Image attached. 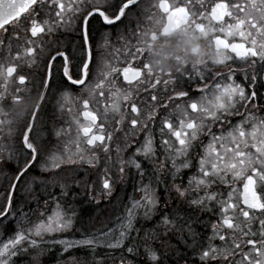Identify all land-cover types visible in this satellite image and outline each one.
<instances>
[{
	"label": "snow or ice",
	"instance_id": "obj_1",
	"mask_svg": "<svg viewBox=\"0 0 264 264\" xmlns=\"http://www.w3.org/2000/svg\"><path fill=\"white\" fill-rule=\"evenodd\" d=\"M136 5L137 0H0V32L7 34L10 27L14 29L8 36L7 45L0 37V47H6L9 55L12 56V41H19L21 31L26 34L24 43L19 45L12 56L13 61H24L28 65H34L39 56L45 62V74L42 80L45 88L51 87V82L59 73L69 88L89 87V95L94 100L105 101L104 111L101 114L98 110L90 109L89 99H83L84 122L76 121V138L58 147L38 143L32 136L38 110L45 98L41 94L30 114L31 119L25 120L18 129L19 151L13 155L12 148L0 143V167L9 169L4 173L8 182L0 191V224L7 221L4 227L11 232L7 238L0 239V264H15L22 253L27 254L31 249L38 247L43 236L62 233L74 227L73 216L65 211L62 201H66L69 196L80 195L79 186L82 183L83 196L88 198L90 190L95 191V185H89L87 180L76 178L79 167L87 164L90 168L98 169L101 162L96 152L84 155L81 142L89 148L99 147L103 150L106 159L105 167L100 174L99 191L105 196L112 195L114 180L109 166V161L112 159L109 153L112 151L111 141L114 134L106 128L110 113L113 116L120 115V119L115 121L116 131H122L123 124L127 122L133 132L140 129L145 133L143 141L132 143L128 142L129 138L126 134L124 148L121 149L119 145L116 148L117 160L120 164L118 171L123 178L126 162L120 158V153L135 147L127 164L129 171L134 167L142 178L139 182L140 187L134 186L135 191L142 195L139 199L129 197L128 204L123 206L119 215L114 219L99 221L101 226L99 228L93 226L94 230L91 233H87L85 229L86 234L81 239L59 241L65 246V251L76 246L93 251L101 245L112 250L126 247V253L133 259L122 257L121 264H138L139 244L132 237V232L135 231L138 237L141 229L135 226L141 215L146 220L150 219L160 206V197L157 188L153 187V179L157 186L162 183L161 177L169 160L174 170L171 172L173 181L178 178L180 168L190 167L191 162L187 159L177 167V159L188 156L195 147L194 142L207 127L209 142L203 145L202 154L199 155L198 174L189 177L187 187L183 184L174 183L170 187L165 184L164 191L170 192L174 189L179 197H185L187 193L193 192L197 195L195 199L188 201L189 205L209 212L212 211L210 205L213 202L220 205L218 223L230 235L220 234V228L217 224H213V236L209 237V240L218 238L224 242V246L201 244L198 254L200 264H264V117H257L254 111L249 109V105L253 104L259 95L256 90L257 82L262 81L259 87H264V0H235V2L215 0L210 10L205 8L203 0H195V3L193 0H185L180 6H169L167 0H160L159 7L167 14V23L163 25L162 32H151L150 39L144 41L146 47L149 41L155 40L160 35H168L181 28L191 27L204 39L209 38L210 33L213 34L209 40V45L213 43L215 45L213 64L224 65L229 61L235 62L228 54L230 52L248 67L229 68L223 73H213L208 70L209 75L214 77L213 83L202 84L197 89L204 94L198 99H192L185 106L182 118L176 122L170 116L161 119L160 145L168 155L151 175L146 172L140 157L145 160L156 158V141L153 132L149 129V122H154L158 108L168 107L167 102L162 106L158 105V97L155 94L162 73L155 72L149 60L143 64V70L133 67L131 61L127 62V66L119 69L113 67L103 56L98 62L96 56L99 48L109 46L107 36L101 32V29L114 27L118 22L122 23ZM94 21L99 25L96 31L104 41L103 44L98 43L92 33ZM73 25L80 33L81 43L78 48L69 50L63 44L57 43L46 51L43 42L36 43L45 35ZM217 32L219 34H216ZM143 35L147 37V33ZM143 52L144 48H137L136 53L131 54L132 59H137V56ZM147 54L149 56L148 48ZM57 60L60 61L59 65L56 64ZM205 63L204 60L192 65V68L199 71L198 66H203ZM20 67L21 65L16 62L7 66L0 64V79L4 81V90L0 91V103L6 100L7 84ZM94 72L96 82L89 86L90 77ZM238 73H243V79L251 87L236 83L234 78ZM168 74L171 75V72ZM121 75L128 85L127 88L117 86ZM154 75L155 79H153ZM199 78L207 79V77ZM27 79L26 75H18L20 84H24ZM164 83L167 85L168 81ZM210 87L213 90L211 96L208 95ZM141 89L144 97L140 98V103L148 104L151 109L143 121L140 119L141 109L136 102L137 94ZM20 91L17 88L12 94L13 104L23 99L19 94ZM69 95V92L64 91L62 98L67 99ZM188 97L187 91H175L173 96L169 97V101ZM239 107H243L245 112L240 113ZM254 107L258 106L254 105ZM122 111L123 115H121ZM128 112L135 118L127 121ZM0 114L7 115L2 113V110ZM230 115H240L241 119L231 126L227 133H224L221 127V134L217 135L206 123L210 120L213 124L223 125L224 119ZM101 116L104 122H101ZM5 123L10 125L11 121L0 120V126ZM153 127H155L154 123ZM12 131L9 127L8 134L11 135ZM64 131V129L57 130L55 136L59 138ZM168 137L173 138L175 144ZM37 170L41 176L48 175L51 179L45 180L41 176L32 175V183L43 186V191L48 197L44 204L52 203L54 207L47 214L41 212L34 223L23 228L21 225L24 223L25 213L19 206L17 193L22 185L31 188L25 177ZM61 172L65 174L64 177L59 176ZM229 174L233 180L242 181V191L237 196V189L233 188L226 198L218 200L217 197L223 194L212 191V188L217 181L228 183ZM50 188H58V191L53 192L49 190ZM200 192H203V195H199ZM167 205L168 201L165 199V208ZM180 211V208H176L169 214L161 216L160 225L166 230L175 229L178 221H184V217L179 215ZM13 220L16 221L15 225ZM257 221L258 228L253 231ZM184 222L191 232V224L188 221ZM257 235L261 239L257 240L255 238ZM154 236L155 230L151 235L146 232L141 241L144 254L147 256L145 264L149 262L155 264L158 259L156 250L149 243ZM96 264L103 262L97 261Z\"/></svg>",
	"mask_w": 264,
	"mask_h": 264
},
{
	"label": "flooded vegetation",
	"instance_id": "obj_2",
	"mask_svg": "<svg viewBox=\"0 0 264 264\" xmlns=\"http://www.w3.org/2000/svg\"><path fill=\"white\" fill-rule=\"evenodd\" d=\"M167 2L169 6H180L181 4L185 3V0H167ZM214 2L215 0H203L204 6L207 10H210V6ZM233 2H235V0H233ZM159 3L160 0H137L136 7L128 14L127 19H125L122 23L118 22L114 27L101 29V32H103L107 36L109 46L101 47L96 52L98 62L99 58L103 56L104 59L109 61L113 67H117L119 69L127 66V62L131 61L133 67H139L143 70V64L147 63L149 60L153 65L154 71L162 73L160 75V84L157 86V91L155 94L158 97L157 104L162 106L165 104V102H167L168 107L166 109L162 107L158 108L154 122H149V129L153 132L156 141V158L145 160L143 157H140L141 163L143 164L146 172L149 175L152 174L154 169L158 168L159 164L163 162L166 155H168V153H165L163 147L160 145L161 136L159 128L161 119L166 116H170L173 121L176 122L178 121V119L182 118V112L185 106L190 103L192 99H198L201 95L204 94L200 91H197V89L202 84L206 83L211 85L213 83L214 77L209 75L208 70H211L213 73H223L226 72L229 68L244 69L248 67L247 64L239 60V58H236L235 54L230 52L228 54L235 62L229 61L224 65L213 64L212 57L215 53V45L214 43L209 45V40L211 39V36L213 34L210 33L209 38L204 39L201 38L198 33L194 32L191 27L181 28L168 35H160L155 40L149 41L146 47V43H144V41L146 39H150L151 32H162L163 25L167 23V14L164 13L163 10L159 7ZM193 3H195V0H193ZM197 9L199 10V6H197ZM42 18L46 19L47 17ZM98 27L99 25L94 21L92 26V33L95 36L96 41L100 44H103L104 41L96 31ZM15 30L18 31L19 29ZM13 31L14 29L10 27L7 34L0 32V35L5 41V44L8 43V36L11 35ZM144 33H147V37L143 35ZM216 34L219 33L217 32ZM25 39L26 34L21 31L19 40H21L22 44L24 43ZM229 39L231 40V38ZM236 39L237 42H239V38L237 37ZM41 42H43L46 51L48 48L56 46L57 43L63 44L69 50L78 48L79 44L81 43L79 29L75 25L68 28H60L49 35L41 37L40 40H38L36 43L40 44ZM137 48H144V52L139 54L137 56V59L133 60L131 54H135ZM147 48L149 51V56L147 54ZM8 58L9 57H7V59ZM9 60L10 61L7 62L5 66L12 62H16L19 63L21 67L19 68L18 72L14 74V77L10 78L7 84L8 95L6 97V100L0 103V110H2V113L7 114H0V120L11 121L10 125L8 123H5L0 126V143L7 144L10 148L13 147L14 149V146H17V149H19V141L17 139V137L19 136L18 129L20 128L21 124L25 122L26 117L27 120L31 119L30 114L33 111L35 105V93L31 91L28 96H26V92H23L22 94L19 93L23 97V99H21L16 104H13L11 102L12 94L15 93V90L17 88L22 91L25 86L30 84L29 77L24 84H20L18 81V75H25L26 68H31L35 73H37L38 65H35L33 67V65L25 64L24 61H13L12 56H10ZM37 60L42 59L38 56ZM204 60L206 61V63L203 66H198L199 71L192 68V65L199 64ZM59 63L60 61L57 60L56 64L59 65ZM177 70L180 71L178 72ZM169 72H171V75L168 74ZM56 75L60 77L59 73H57ZM199 77H207V79H200ZM155 78L156 76L154 75L153 79ZM234 79L236 83L251 87V85L243 79V73H238ZM54 80L51 82V87L47 88L46 94L44 96V101L41 104V107L38 110V115L35 119V126L37 125L36 123L38 117L45 114V112L43 114V108H45L43 106L47 98L56 94V90H54ZM61 81L64 80L61 78ZM165 81H168L167 85H165ZM95 82L96 73L94 72L93 76L90 77L89 86H91V84ZM218 82L223 83V81ZM260 83H262V81L257 82L256 88L259 95L253 102V104L249 105V109L253 110L254 114L257 117H264V87H259ZM117 86L121 88L128 87V85L123 81L122 75L117 81ZM43 88L44 86H42L35 102L39 99ZM61 88L69 87L65 83V85ZM69 89L75 92L77 96L82 98L81 104L83 99H89L90 109L98 110V112L101 114L103 113L105 101L98 102L97 100H94L92 96L89 95V87L81 88L80 86H76ZM3 90L4 81L2 80V82H0V91ZM36 90L39 91V88H37ZM175 91H187L189 92V97L177 98L169 101V97L173 96ZM212 91L213 90L210 87L208 89L209 96L212 95ZM142 97H144L143 89H141L137 94L136 101L141 109L140 119L143 121L144 117L147 116V113L151 109L149 108L148 104L140 103V98ZM72 100L74 102H77L78 97L73 96ZM31 105H33V107L32 111L30 112L29 107ZM178 105L179 107H177ZM254 105L258 107H254ZM152 107H156V105H152ZM67 108H70V106L68 105ZM46 110V115H48V109ZM84 110L85 109L83 108L82 104V108H79L78 112L83 122L84 118L82 117V112ZM50 111L51 109L49 110V112ZM239 112L244 113L245 109L243 107H239ZM123 114L124 112L122 111L121 115ZM47 118L52 119L50 115H48ZM133 118L135 117L130 112H128L127 121H130ZM119 119L120 115L113 116L111 113L107 117L106 128L108 131H112L114 134V138L111 141L112 151L109 153L110 155L117 153L116 148L118 145L122 149L123 130H115V121ZM240 119V115H230L227 116L226 119H224L223 125L221 123L213 124L210 120L206 121V123L212 128L213 133L220 135L221 127H223L224 133H227L230 127L237 124ZM49 122L50 121H48V123ZM101 122H104L103 116H101ZM153 123L155 124V127H153ZM9 127L13 130L11 135L8 134ZM35 130L36 127L34 128V131ZM34 131L32 132V136ZM207 132L208 128L206 127L203 130V134L197 139V141L194 142L195 147L190 151L187 157H179L177 159V167H179V165L183 163L185 159L191 162V166L188 168H180L178 178L175 181H173L171 175V172L174 170L171 167L170 160L165 165L164 175L161 177L162 183L157 186L155 183V179H153V187L157 188V194L160 197V206L156 214L150 219L146 220L141 215L135 226L136 228L141 229L138 237L135 231L132 232V237L139 244L140 256L138 259V264H145V262L147 261V256L144 254V248L141 242L146 232L151 235L152 231L155 230V236L149 241L151 247L154 248L157 253L158 259L155 264H200L198 254L200 252L201 244L207 245L211 243L219 247L224 246V242H221L218 238L209 240V237L213 236V224H217L218 228H220V234L230 235V233H226L225 229L218 223L220 205L213 202L210 205L212 211L209 212L206 209L202 210V208H197L195 206L189 205L188 201L195 199L197 195L193 192L187 193L185 197H179L174 189H172L170 192L164 191L165 184L169 187L174 183L183 184V186L187 187L189 177L196 176L198 174L199 155L202 154L203 145H207L209 142ZM144 135L145 133H142L140 129L135 130V132L133 133V137L129 140V143H132L133 141H143ZM168 138L175 144L173 138ZM83 149L84 155H89L91 152H96L98 155L104 154L103 150L99 147L89 148V146L84 144ZM134 151L135 147H132V152ZM124 167L125 173L123 175V178H121L120 176L123 185L119 186L120 188L118 187V191H120L121 194H124V196L115 198L103 197L100 200L101 202L106 203L108 201H115L118 205H125L128 204L129 197L139 199V197L142 195V193L135 191V188H139L138 185L140 184L139 182L142 179L141 176L137 174V170L134 167H132L130 171L128 165H124ZM8 170L9 169H7L6 167H0V191H2V187L8 182L4 176V173ZM38 172L39 170H37L35 173ZM145 182H147L146 179ZM229 185H232V187H229ZM233 188L237 189L236 195L238 196L239 192L242 191V181L233 180L231 175L229 174L228 183L217 181V184L212 188V191L223 194V196L217 197V199L220 200L226 198L228 192L232 191ZM199 195H203V192H200ZM17 197L21 196H18L17 193ZM165 199H167L168 201L167 208H165L164 206ZM21 200L23 201V198ZM93 200H96V198ZM205 204L207 205L208 202L206 201ZM103 208L106 209V206H104ZM176 208L181 209L179 215L184 217V221H188L191 224V232L188 231V225L184 221H178L175 229L166 230L164 226L160 225L159 221L161 219V216L169 214ZM190 208L191 210H189ZM105 215L108 217L106 210ZM257 228L258 221L256 222L252 230L256 231ZM166 231L167 234H165ZM255 238L257 240L261 239L259 235H257ZM115 253H117V257L114 258L101 259V255H99L94 256L97 258L95 259L91 252L87 251L84 252L83 256L85 260H83L82 262H77L75 264H96L97 261H102L103 264H121L122 257L124 259H133L132 256L126 253V247L119 249V251H113V254ZM237 259H239V257H237ZM64 264H69V262H66ZM149 264H152V262H149Z\"/></svg>",
	"mask_w": 264,
	"mask_h": 264
},
{
	"label": "rangeland",
	"instance_id": "obj_3",
	"mask_svg": "<svg viewBox=\"0 0 264 264\" xmlns=\"http://www.w3.org/2000/svg\"><path fill=\"white\" fill-rule=\"evenodd\" d=\"M0 37H2L0 35ZM8 42V41H7ZM7 45V43L5 44ZM19 45H22L21 40L12 41V56H14L15 52L18 50ZM10 55L6 47H0V64L6 65L9 62ZM26 64V63H25ZM38 65L37 73L33 71L31 68H26L25 75L30 78V84L25 86L20 94L26 92V96H28L31 91L35 93V100L37 99L39 92L43 86L42 80L45 74V62L43 60H36V63L33 65ZM2 82V79H0ZM60 82V83H59ZM55 84L54 90H56V94L49 96L43 107V114L40 115L37 119L36 130L33 133L36 141L38 143H44L49 146L57 145L58 147H62L63 144L67 141H72L76 138L77 135V123L76 121H82L81 116L78 112L79 108H82L81 97L77 96L75 92L70 90L69 88H61L65 85L64 81H61V78L56 75L55 80L53 82ZM39 88V91L36 89ZM67 91L70 93L67 99L62 98V93ZM73 96L78 97V101L74 102L72 100ZM55 99V100H54ZM31 101V100H29ZM63 105V107L61 106ZM70 108H67V106ZM33 105L29 107V111H32ZM48 109V115L52 117V119H48V115L46 112ZM51 111L49 112V110ZM53 114V115H52ZM29 116V114H28ZM29 118V117H28ZM27 120V117H26ZM29 120V119H28ZM48 121H50L48 123ZM64 129V133L57 138L55 136V132L57 130ZM133 131L128 127V123L125 122L123 124V145L124 148L125 143V135H128V142L133 137ZM84 143L81 142V147L83 148ZM13 155H15L19 149L17 146H14ZM132 148L123 150L120 153V158L123 159L127 164V161L132 156ZM110 155V154H109ZM101 158L100 167L97 169H90L87 164H82L79 167V174L77 175V179L87 180L89 185H95V191L90 190V195L88 198L83 196V183L79 186L80 195L69 196L66 201H62L65 211L68 212L69 215L73 216L74 227L62 233H53L45 235L41 238V243L38 247L31 249L27 254H21L20 261L25 262L23 258L26 256H31L30 264H64L69 262V264H75L77 262H82L85 260L83 258L84 252L90 251L94 256L101 255V259L105 258H114L117 257V253L113 254V251H119V249H108L106 246H98L94 251L92 249L76 246L67 251L64 250V245L60 244L61 240L74 241L81 239L85 234V229H87V233H91L94 228H99L101 225L99 221L114 219L116 215H119L123 210V205L116 204L115 201H108L106 203L101 202V198L109 197H121L124 194H121L119 190V186L123 185L121 182L120 174L118 168L120 166L119 161L117 160V153L111 154V161H109V166L111 169L112 178L114 180L113 184V192L111 196H105L100 193V174L102 169L105 167V159L104 154L99 155ZM97 169V170H96ZM32 175L41 176V173H30L28 177H25V180L31 184V188L26 185H22L18 192V203L19 206H22L23 212L25 214L24 223L21 225L23 228H27L30 223H34L36 218L39 217L41 212H45L46 214L51 211L54 207V204L49 203L48 205L44 204V201L48 199L47 195L43 191V186H40L36 183H32L31 177ZM64 173H59L60 177H64ZM42 179L50 180L51 178L48 175L41 176ZM140 187V184L138 185ZM119 187V188H118ZM49 190L55 192L58 191V188H50ZM92 197H95L96 200H93ZM23 198V201L21 200ZM89 200V201H88ZM22 201V202H21ZM98 202V203H97ZM126 205V204H125ZM20 206V207H21ZM106 206V209L103 207ZM105 210L108 214V217L105 215ZM16 221L13 220V224L15 225ZM4 224H7V221H4ZM4 224H0V239L7 238L11 235L10 231H7L4 227ZM128 242H126L127 244ZM97 259L96 257H94Z\"/></svg>",
	"mask_w": 264,
	"mask_h": 264
},
{
	"label": "trees",
	"instance_id": "obj_4",
	"mask_svg": "<svg viewBox=\"0 0 264 264\" xmlns=\"http://www.w3.org/2000/svg\"><path fill=\"white\" fill-rule=\"evenodd\" d=\"M80 188V187H79ZM81 189V188H80ZM24 260H26L25 262L20 261V259H16L15 264H30L29 261H31V256H26L25 258H23Z\"/></svg>",
	"mask_w": 264,
	"mask_h": 264
},
{
	"label": "water",
	"instance_id": "obj_5",
	"mask_svg": "<svg viewBox=\"0 0 264 264\" xmlns=\"http://www.w3.org/2000/svg\"><path fill=\"white\" fill-rule=\"evenodd\" d=\"M46 90H47V88H44V90L42 92L43 95L45 94Z\"/></svg>",
	"mask_w": 264,
	"mask_h": 264
}]
</instances>
